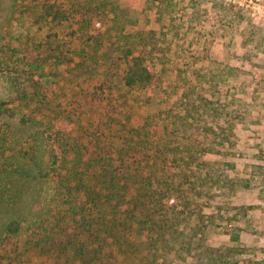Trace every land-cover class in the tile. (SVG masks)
<instances>
[{
    "label": "rangeland",
    "instance_id": "obj_1",
    "mask_svg": "<svg viewBox=\"0 0 264 264\" xmlns=\"http://www.w3.org/2000/svg\"><path fill=\"white\" fill-rule=\"evenodd\" d=\"M56 1L70 18L51 29L16 0H0V56L17 69L0 75V99L58 104L61 129L66 116L81 115L78 104H92V93L136 127L149 122L152 136L173 129L177 114L189 126L181 137L201 127L214 140L226 128L223 154L204 160L236 189L224 183L212 205L201 202L217 216L207 243L219 249V264H264V0ZM127 49L147 57L153 83L124 88ZM27 74L37 82L29 91Z\"/></svg>",
    "mask_w": 264,
    "mask_h": 264
},
{
    "label": "trees",
    "instance_id": "obj_2",
    "mask_svg": "<svg viewBox=\"0 0 264 264\" xmlns=\"http://www.w3.org/2000/svg\"><path fill=\"white\" fill-rule=\"evenodd\" d=\"M16 1L51 29L70 18L56 0ZM123 53L127 91L154 82L145 55ZM16 73L0 56V75ZM24 78L28 91L37 87ZM91 96L62 129L54 124L58 104L0 99V264L221 263L207 243L217 216L201 202L212 205L224 183L236 189L204 160L223 154L228 130L214 140L201 127L181 137L189 126L177 114L173 129L152 136L149 122L136 127L109 98ZM89 110L98 114L90 119Z\"/></svg>",
    "mask_w": 264,
    "mask_h": 264
}]
</instances>
